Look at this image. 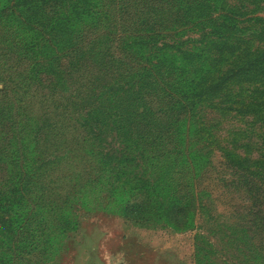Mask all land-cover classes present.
<instances>
[{
	"label": "trees",
	"instance_id": "16d2710c",
	"mask_svg": "<svg viewBox=\"0 0 264 264\" xmlns=\"http://www.w3.org/2000/svg\"><path fill=\"white\" fill-rule=\"evenodd\" d=\"M243 15L226 0H0L6 264H34L36 253L47 259L54 237L67 230L43 193L54 168L45 156L66 141L86 152L93 169L77 189L106 193L136 224L191 227L199 165L187 143L190 117L246 80L253 95L247 102L230 96L229 107L264 121V16L241 25ZM190 25L202 27L220 57L212 64L223 67L198 49L162 41ZM140 161L155 178L139 171Z\"/></svg>",
	"mask_w": 264,
	"mask_h": 264
},
{
	"label": "rangeland",
	"instance_id": "374dc122",
	"mask_svg": "<svg viewBox=\"0 0 264 264\" xmlns=\"http://www.w3.org/2000/svg\"><path fill=\"white\" fill-rule=\"evenodd\" d=\"M226 1L244 12L241 25L246 18L264 16V0ZM204 32L199 25L180 27L166 31L162 41L198 49L212 64L220 57L212 54L215 47ZM251 95L246 80L231 86L233 99L247 102ZM230 96L203 101L189 119L187 143L199 165L189 228L163 220L136 224L106 193L77 189L93 169L73 142L45 156L44 164L54 168L44 177L50 184L43 193L60 207L67 230L54 237L50 257L31 256L34 264H264V121L259 114L229 107ZM31 105L41 106L36 99ZM227 153L241 162H231ZM139 169L156 177L144 162ZM0 257L6 264V256Z\"/></svg>",
	"mask_w": 264,
	"mask_h": 264
}]
</instances>
